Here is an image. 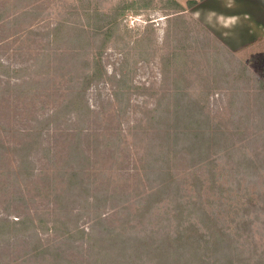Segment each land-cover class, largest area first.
Masks as SVG:
<instances>
[{
	"label": "rangeland",
	"instance_id": "374dc122",
	"mask_svg": "<svg viewBox=\"0 0 264 264\" xmlns=\"http://www.w3.org/2000/svg\"><path fill=\"white\" fill-rule=\"evenodd\" d=\"M226 15L0 0V264H264V23Z\"/></svg>",
	"mask_w": 264,
	"mask_h": 264
},
{
	"label": "crops",
	"instance_id": "0c3cea01",
	"mask_svg": "<svg viewBox=\"0 0 264 264\" xmlns=\"http://www.w3.org/2000/svg\"><path fill=\"white\" fill-rule=\"evenodd\" d=\"M217 4L221 13L231 14L225 18L246 20L253 18L264 23V0H211ZM209 14V13H207ZM204 17V15H203ZM205 17H210L209 15ZM247 19V22H248ZM239 23H233L238 26Z\"/></svg>",
	"mask_w": 264,
	"mask_h": 264
}]
</instances>
